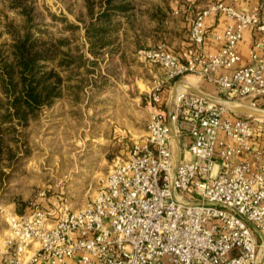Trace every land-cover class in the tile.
I'll return each instance as SVG.
<instances>
[{
  "label": "built area",
  "instance_id": "2783aa9c",
  "mask_svg": "<svg viewBox=\"0 0 264 264\" xmlns=\"http://www.w3.org/2000/svg\"><path fill=\"white\" fill-rule=\"evenodd\" d=\"M222 11L229 22L203 51L205 23ZM256 38L240 65L245 31ZM192 47L140 50L158 63L166 82L194 77L214 86L199 95L184 86L168 109L157 108L145 134L132 142L102 178L91 203L10 215L0 234V264H264L262 245L248 223L264 233V150L255 146L259 118L233 106L260 111L264 101V17L255 8L217 7L202 12L190 30Z\"/></svg>",
  "mask_w": 264,
  "mask_h": 264
},
{
  "label": "rangeland",
  "instance_id": "374dc122",
  "mask_svg": "<svg viewBox=\"0 0 264 264\" xmlns=\"http://www.w3.org/2000/svg\"><path fill=\"white\" fill-rule=\"evenodd\" d=\"M9 2L0 0V45L10 41L7 24L20 26L23 22ZM125 2L129 11L112 19L116 27L112 43L94 57L85 35V23L90 19L85 0H27L30 16L44 34L68 39L65 50L70 55L84 54L96 63L91 66L84 61L74 72H63L64 79L71 76L65 80L70 90L64 88L62 96L26 126L4 125L11 132H4L0 156V234L7 229L10 215L62 207L76 211L91 203L112 164L125 158L132 142L145 134L154 93L160 96L157 108L166 109L173 83L166 82L162 66L144 59L140 50L165 46L181 53L191 48V26L199 14L211 8L238 12L256 8L264 17V0ZM94 6L96 15L100 7L98 3ZM61 17L64 20H59ZM224 19L227 25L229 20L222 11L207 18L204 52L212 53L221 46L215 36L222 34L216 28ZM69 24L77 29L66 28ZM186 78L191 83L194 79L188 75L181 80ZM259 105L264 111V101ZM253 124L254 140L264 143V118ZM256 240L260 246L264 244L257 234Z\"/></svg>",
  "mask_w": 264,
  "mask_h": 264
},
{
  "label": "trees",
  "instance_id": "16d2710c",
  "mask_svg": "<svg viewBox=\"0 0 264 264\" xmlns=\"http://www.w3.org/2000/svg\"><path fill=\"white\" fill-rule=\"evenodd\" d=\"M27 0H10L9 7L16 9L23 17L20 26L7 24L9 42L0 45V156L4 132H11L12 124L20 127L37 118L39 112L50 107L63 94L64 88L70 90L63 72H74L86 61L91 66L95 60L85 58L84 54L72 56L65 50L69 47L66 38L53 39L40 28L30 16ZM90 19L85 23V35L89 52L96 57L100 51L112 43L116 29L113 16L129 11L125 0H98L99 12L95 15L94 0H85ZM58 19V17H55ZM59 20H64L61 17ZM70 30L76 25L66 26ZM46 33V32H45ZM65 85V86H64ZM8 155H11L10 152ZM12 156V155H11ZM8 156V159H11Z\"/></svg>",
  "mask_w": 264,
  "mask_h": 264
},
{
  "label": "crops",
  "instance_id": "0c3cea01",
  "mask_svg": "<svg viewBox=\"0 0 264 264\" xmlns=\"http://www.w3.org/2000/svg\"><path fill=\"white\" fill-rule=\"evenodd\" d=\"M227 21V20H226ZM226 21L225 19L223 20L222 26H218V28H216V31L217 32H222L224 31L225 27H226ZM256 38V33L250 29V30H247L245 31L244 35H243V39L241 40V42L238 44V53L241 57V63L240 65H247L249 63L248 61V50L251 46V44L253 43L254 39ZM182 48V47H181ZM183 49V48H182ZM181 49V50H182ZM170 51L172 52H175V50H172L169 48ZM190 78H186V80H177L175 84H173V87H172V91H176L178 90L179 88H182L186 85H188L189 83H191L189 80ZM193 87V86H192ZM195 89L197 91H199L201 94L203 95H206V94H216V90L214 88V86L210 85V84H207V83H199L198 86H195ZM171 98V96H170ZM169 106L166 107V109H168ZM259 141L257 140H254V144L255 146L261 148L262 150H264V143H261L260 144V139H258ZM252 165L254 168H258L260 165H264V156H262V159L259 163L257 162H252ZM254 232V231H253ZM255 236H256V232H254Z\"/></svg>",
  "mask_w": 264,
  "mask_h": 264
},
{
  "label": "water",
  "instance_id": "95a60500",
  "mask_svg": "<svg viewBox=\"0 0 264 264\" xmlns=\"http://www.w3.org/2000/svg\"><path fill=\"white\" fill-rule=\"evenodd\" d=\"M187 88L188 91L192 92V93H195V94H199V95H203L201 94L199 91H197L195 88L189 86V85H186L185 86ZM175 93V90L172 92V96L174 95ZM232 109L238 113H242L244 115H248L251 119H255V118H258L261 116V118H264V114H261V112L257 111V110H253V109H250L249 107H246V106H233ZM249 227L254 231L256 232V234L258 236H260V238L262 239V241H264V233H262L258 228H256L253 224L251 223H248ZM260 255L264 256V244H262V248H261V251H260Z\"/></svg>",
  "mask_w": 264,
  "mask_h": 264
},
{
  "label": "bare ground",
  "instance_id": "6f19581e",
  "mask_svg": "<svg viewBox=\"0 0 264 264\" xmlns=\"http://www.w3.org/2000/svg\"><path fill=\"white\" fill-rule=\"evenodd\" d=\"M192 83H193V81H192ZM181 88H179L178 90H180ZM259 112H261V114H264V111H262V110H260ZM258 118H261V116L260 117H258Z\"/></svg>",
  "mask_w": 264,
  "mask_h": 264
}]
</instances>
